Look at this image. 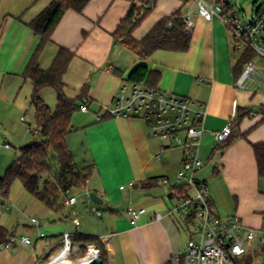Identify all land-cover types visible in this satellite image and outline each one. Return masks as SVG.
Here are the masks:
<instances>
[{"label":"crops","instance_id":"1","mask_svg":"<svg viewBox=\"0 0 264 264\" xmlns=\"http://www.w3.org/2000/svg\"><path fill=\"white\" fill-rule=\"evenodd\" d=\"M39 2L0 0V110H6L11 101L18 98L23 82L31 81L23 75L40 37L27 24L50 4L49 1ZM120 2L123 6H118ZM131 3L132 0H91L81 13L67 10L40 57L41 67L48 69L60 47L75 52L63 77L65 94L71 99L84 95L89 111L80 110L87 116L93 109L94 115L87 119L88 125L81 134L82 147H77L73 140L67 138L75 163L78 158L83 160L81 167L77 164L78 168L91 169L86 184L71 189L68 196L80 190L86 194L96 192L103 200V204L97 207L101 213L102 207L108 212L103 218V213L98 216L90 210L102 221L95 227H82L78 212L74 217L68 213L64 216L62 212L65 209L61 208L56 211L52 223L45 226L53 237L59 238L45 245L42 243L41 247L32 240L30 245L35 249L22 243L23 250L20 252L16 248L11 249V245L0 251V264H35L44 257L54 258L63 234L72 236L80 230L101 239L105 264H188L185 248L190 239L189 229L181 220L166 216L167 210L182 198L179 196L176 199L175 196L177 191L180 192L176 178L184 157L183 149L152 136L143 120L116 118L109 112L121 83L128 81L139 66H146L155 76L152 88L186 96L204 105L207 111L206 131L201 145L205 147L203 158L206 161L212 160L218 153V147L213 145L215 133L236 112L232 137L227 143H219L222 144L219 147H223L219 162L224 171L234 167L236 175L245 174L244 180L237 178L232 186L238 194L240 190L247 192L249 200L246 205L235 207V212L221 205L228 212L223 216L238 214L248 226H264V203L258 200L260 177L253 149L254 144L264 142V114L261 111L264 107V84L252 82L246 88L237 86L239 78L234 67L238 61L232 54L229 29L218 18L208 21L201 16L194 0L168 1L160 6L156 2L158 13L150 15L133 32V37L141 40L161 18L181 10L182 13H189L194 23L188 51L158 50L146 60L135 54L136 58L123 61L120 51L116 52L117 46L122 44L115 38L114 32ZM254 60L259 67L258 74L264 80V60ZM89 76H92L91 80H88ZM87 84L89 87L85 92ZM247 110L251 113L237 123L238 114ZM4 142L0 134V144ZM163 146L166 149L162 151ZM159 154L160 159L157 157ZM119 164L130 171L120 178L115 174ZM209 191L216 210L222 215L217 206L220 203L217 197H213V189L209 187ZM130 206L147 210L137 226L130 223ZM156 213H161L164 218L157 220ZM62 218L70 220L71 231L66 226L64 232L58 229L56 220ZM76 218L80 220L79 226L74 223ZM45 236L40 237L39 234L38 239L47 238Z\"/></svg>","mask_w":264,"mask_h":264},{"label":"built area","instance_id":"2","mask_svg":"<svg viewBox=\"0 0 264 264\" xmlns=\"http://www.w3.org/2000/svg\"><path fill=\"white\" fill-rule=\"evenodd\" d=\"M198 5V11L208 21L214 18L220 19L234 35V48L244 53L251 50L256 57L264 60V3L257 9H253L247 15L238 8L232 0H194ZM187 30L191 31L194 23L189 13H182ZM254 58V59H255ZM252 59L246 63L244 70L237 81V86L246 88L250 83L264 84L259 67ZM84 112L89 111L85 103L80 108ZM116 118H137L145 121L152 136L168 141L179 146L184 151L181 168L177 174V182L183 187L181 200L166 212V216L181 220L190 232V239L185 248V258L188 264H254L257 258H262L264 264V226L254 228L246 225L237 214L223 216L215 208L211 198L208 184L197 177L198 171L205 166V161L200 157L201 139L206 131L204 123L207 111L203 104H198L189 97L147 86L145 83L130 82V86L124 84L120 93L115 97L112 107L109 109ZM236 112L229 122L215 133V139L219 143H226L233 135ZM9 142L0 144V149H10ZM166 146L162 147V151ZM158 159L161 158L159 154ZM123 188V186L121 187ZM78 202L77 195L68 196L65 200L67 206H75ZM91 211L100 216L102 213L96 204L92 203ZM7 206V199L0 194V215ZM130 223L137 226L138 220L147 210L145 208L128 209ZM155 218L162 220L164 215L156 213ZM32 223L40 227V220L34 218ZM75 225H80L79 219H74ZM44 237V233H40ZM14 238L3 243L0 251L9 248ZM24 245L32 244L28 236L22 237ZM62 242L65 247L74 248V254L79 248L73 246L71 235L63 234ZM263 245V254L255 249V244ZM89 255L96 256L101 264V253L95 246H89L86 257L74 261L73 264H83ZM42 263L35 264H51Z\"/></svg>","mask_w":264,"mask_h":264},{"label":"trees","instance_id":"3","mask_svg":"<svg viewBox=\"0 0 264 264\" xmlns=\"http://www.w3.org/2000/svg\"><path fill=\"white\" fill-rule=\"evenodd\" d=\"M90 1L50 0V4L27 24L40 37V42L23 75L25 79L31 80L33 85L31 102L36 111V134L40 137V141L21 148V155L8 168L6 174L0 176V194L5 198L8 197L12 184L19 180L29 193L58 211L62 208L60 197L65 195L67 199L71 189L83 187L90 178V167L79 169L67 144V138L72 132L73 115L81 108L80 102L87 103L83 98L84 95L71 99L65 94L63 77L75 57V52L60 47L48 69H43L40 65L41 54L45 46L51 42L52 34L64 13L70 9L81 13ZM156 2L157 0H132L129 10L114 32L115 38L141 60L148 59L158 50L186 52L191 44L192 35L181 17V10L161 18L141 40L133 37L134 30L154 10ZM255 57V53L251 50L243 54L234 67L238 78L246 63ZM154 79L155 76L153 77L146 66H139L127 80L133 83H145L152 87ZM47 87L57 92L55 111L50 109L41 96V91ZM88 87L87 84L85 92ZM261 111L264 114V107ZM249 113L250 110L239 113L237 123ZM253 149L259 177L262 178L264 177V142L254 144ZM182 190L183 187H180V191ZM14 237L13 233L0 224V246ZM71 242L73 246L79 248L78 252L72 255L74 261L86 257L89 246H95L100 250L101 264H105L104 244L99 237L77 233L71 236Z\"/></svg>","mask_w":264,"mask_h":264},{"label":"rangeland","instance_id":"4","mask_svg":"<svg viewBox=\"0 0 264 264\" xmlns=\"http://www.w3.org/2000/svg\"><path fill=\"white\" fill-rule=\"evenodd\" d=\"M50 0H40L39 3H43ZM127 1V0H125ZM168 1H174V0H157V5L160 6V4H164V2ZM235 4H237L238 8L241 9L243 12H245L247 15H250L253 9H257L262 3H264V0H232ZM123 3L120 2L118 6H123ZM156 9L154 10L143 20V22L150 16L155 15L158 13ZM143 22L136 28L138 29ZM223 23V22H222ZM224 25V24H223ZM231 34L232 39V54L235 58V60L239 61L243 54H244V45L242 42L240 44L242 45V50L236 51L234 48V35L229 30ZM121 53L120 57L123 59V61H130L132 58H136V55L131 52L126 47H123L122 45H118L116 52ZM89 76L88 80H91ZM91 82V81H90ZM23 87L19 90V94L17 95L18 98H15L11 101V103L8 105L7 109L0 110V134L2 135V138L5 142H9L11 144L10 149H0V176H4L8 170V168L14 163V161L21 155V148L33 143L40 141V137L36 134L37 130V118H36V111L34 106L31 105V96H32V83L31 81H28L27 83L23 82ZM126 84L130 86V81H125L121 83L120 89L122 86ZM42 96L44 98V101L47 103V105L50 107L52 111H55L57 106V92L51 88L47 87L41 91ZM118 93V94H119ZM81 102L79 103V105ZM94 115V110H90L89 115H84L80 109H78L72 118V126H74V131L69 135L68 139L73 140L75 145L77 147H82V139L81 134L85 130L88 123H86L87 119ZM86 123V124H84ZM76 130V131H75ZM83 136V135H82ZM167 142V141H166ZM214 147H218L217 151L218 153H215L212 160L206 161L203 158L204 154V145H201L200 147V157L205 162V166L201 168L198 173L197 177L201 178V180L206 179V182L208 184V187L213 189V197H217L219 201L218 208L221 211L222 215L227 214L224 207L228 209H234L235 207L241 206L242 204L248 203L249 197L247 192L244 190H240L239 194L236 192V190L233 188L232 183L234 181H237V178L239 180H244L245 174H238L236 175L235 171L236 169L233 167L229 171L223 170V165H220L219 162V156L223 152L222 144H219V142L214 141ZM84 153V152H83ZM83 155V154H82ZM207 159V158H206ZM77 164L81 167L83 160L82 159H76ZM127 167L124 165L119 164L116 166L115 174L118 175V178L120 176H126L130 171L126 169ZM46 176L47 174L44 173ZM213 180V184H212ZM177 182V178H176ZM178 184V182L176 183ZM126 186V184H124ZM1 193V190H0ZM77 195V206L75 208L69 207L65 204V195H62L60 197V203L62 204V208L65 209L62 214H72V217L74 215L76 216V212H78L80 220H82V227L87 226H98L99 223H101V219H99L96 215H94L90 210L93 206L90 204V197L89 194L83 192V191H76ZM259 193L260 201L264 203V177L259 178ZM180 195V192L177 191L175 198L177 199ZM7 199V206L3 209L0 215V224L6 227L10 233L14 234V242L12 248H16V251L23 250L21 244L22 237L28 236L30 237L33 242L36 241L39 243L38 245L41 247L42 243L45 245L46 242H49L50 240H54L57 237L52 236L47 231L48 224L52 223V218L56 213V210H53L51 207L47 206L43 201L39 200L37 197L29 193L21 181L17 180L15 181L8 193ZM172 201V200H171ZM261 203V204H262ZM102 207V206H101ZM222 207V208H221ZM103 211V218L105 217V214L108 212L107 208L102 207ZM62 210V209H61ZM231 213V212H230ZM238 213V212H237ZM238 215V214H237ZM63 216V215H62ZM38 219L42 223V228L39 229L34 226L32 223V219ZM58 224V229L61 232L65 231V226L67 227L68 231L72 230V225L70 220H64L62 218L61 220H56ZM83 229V228H81ZM58 230V231H59ZM44 233L47 237L45 239H38L39 234ZM79 233H82L80 230ZM77 234V233H75ZM63 239V236H62ZM31 246V245H29ZM66 244L62 242L58 246V253L55 257H57L62 250L65 249ZM32 247V246H31ZM35 249V247H32ZM41 249V248H40ZM255 249L258 252H261L263 254V245L259 243L255 244ZM74 248L71 250V255H69V259L72 263H75L72 259V255L74 254ZM54 257V258H55ZM51 259H53L51 256L44 257V259L41 261L42 263H50ZM263 259L257 258L254 262V264H262Z\"/></svg>","mask_w":264,"mask_h":264},{"label":"bare ground","instance_id":"5","mask_svg":"<svg viewBox=\"0 0 264 264\" xmlns=\"http://www.w3.org/2000/svg\"><path fill=\"white\" fill-rule=\"evenodd\" d=\"M70 248L67 246L64 250L60 252V254L52 259L51 264H73L69 259ZM93 257V255H89L88 259Z\"/></svg>","mask_w":264,"mask_h":264},{"label":"water","instance_id":"6","mask_svg":"<svg viewBox=\"0 0 264 264\" xmlns=\"http://www.w3.org/2000/svg\"><path fill=\"white\" fill-rule=\"evenodd\" d=\"M90 197V201L96 205H102L103 204V200L98 196V194L96 192H90L89 194ZM83 264H99V261L97 259L96 256H93L91 258H89L86 262H84Z\"/></svg>","mask_w":264,"mask_h":264}]
</instances>
